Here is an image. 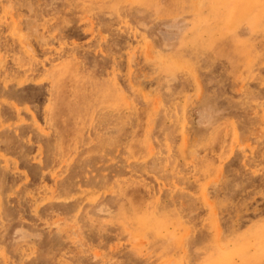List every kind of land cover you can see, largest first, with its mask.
I'll return each mask as SVG.
<instances>
[{"label":"rangeland","instance_id":"374dc122","mask_svg":"<svg viewBox=\"0 0 264 264\" xmlns=\"http://www.w3.org/2000/svg\"><path fill=\"white\" fill-rule=\"evenodd\" d=\"M0 264H264V0H0Z\"/></svg>","mask_w":264,"mask_h":264}]
</instances>
